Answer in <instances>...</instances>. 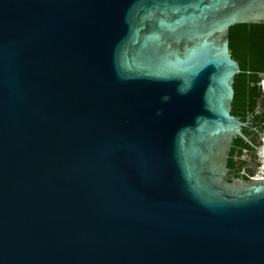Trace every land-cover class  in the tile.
<instances>
[{
	"label": "water",
	"instance_id": "95a60500",
	"mask_svg": "<svg viewBox=\"0 0 264 264\" xmlns=\"http://www.w3.org/2000/svg\"><path fill=\"white\" fill-rule=\"evenodd\" d=\"M262 21L264 0H0V264H264V179L226 166L249 142L228 31Z\"/></svg>",
	"mask_w": 264,
	"mask_h": 264
},
{
	"label": "trees",
	"instance_id": "16d2710c",
	"mask_svg": "<svg viewBox=\"0 0 264 264\" xmlns=\"http://www.w3.org/2000/svg\"><path fill=\"white\" fill-rule=\"evenodd\" d=\"M228 47L233 60L240 69V73L233 79L234 96L231 103V114L240 117L249 106L253 107L255 97L263 96L259 74H264V21L253 24L235 25L228 31ZM251 85L256 88H251ZM246 90H250L247 92ZM250 100L246 101V95ZM242 148H248V144L236 138L232 141V147L227 159L228 178L249 179V174H241L240 162L234 159L235 152Z\"/></svg>",
	"mask_w": 264,
	"mask_h": 264
},
{
	"label": "flooded vegetation",
	"instance_id": "af4514ba",
	"mask_svg": "<svg viewBox=\"0 0 264 264\" xmlns=\"http://www.w3.org/2000/svg\"><path fill=\"white\" fill-rule=\"evenodd\" d=\"M260 81L258 85L261 87L264 83V74H259ZM251 88L256 86L251 85ZM249 92L250 90H246ZM263 96L255 97L254 105L244 110V114L237 118L246 125V128L242 129L243 134L249 140L248 148H242L235 152L234 159L240 162L241 174H249L255 170L258 164V155L256 153V147L260 146L261 131L264 124V93L261 87ZM246 101L250 100V95H246Z\"/></svg>",
	"mask_w": 264,
	"mask_h": 264
},
{
	"label": "built area",
	"instance_id": "2783aa9c",
	"mask_svg": "<svg viewBox=\"0 0 264 264\" xmlns=\"http://www.w3.org/2000/svg\"><path fill=\"white\" fill-rule=\"evenodd\" d=\"M264 93V91H263ZM261 152L257 164V170L254 172L252 176L249 175L250 179L262 180L264 179V124L261 131Z\"/></svg>",
	"mask_w": 264,
	"mask_h": 264
},
{
	"label": "rangeland",
	"instance_id": "374dc122",
	"mask_svg": "<svg viewBox=\"0 0 264 264\" xmlns=\"http://www.w3.org/2000/svg\"><path fill=\"white\" fill-rule=\"evenodd\" d=\"M261 87H262V89H263V91H264V83L262 84V86H261Z\"/></svg>",
	"mask_w": 264,
	"mask_h": 264
}]
</instances>
